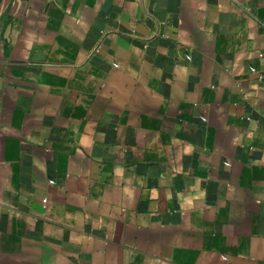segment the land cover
<instances>
[{
    "label": "crops",
    "instance_id": "crops-1",
    "mask_svg": "<svg viewBox=\"0 0 264 264\" xmlns=\"http://www.w3.org/2000/svg\"><path fill=\"white\" fill-rule=\"evenodd\" d=\"M0 264H264V0H0Z\"/></svg>",
    "mask_w": 264,
    "mask_h": 264
}]
</instances>
